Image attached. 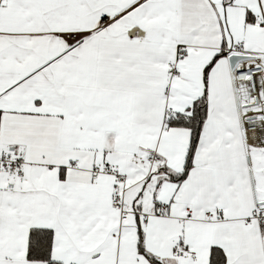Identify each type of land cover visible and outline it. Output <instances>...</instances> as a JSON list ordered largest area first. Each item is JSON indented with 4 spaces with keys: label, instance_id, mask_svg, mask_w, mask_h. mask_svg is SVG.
Here are the masks:
<instances>
[{
    "label": "snow or ice",
    "instance_id": "6c2138e0",
    "mask_svg": "<svg viewBox=\"0 0 264 264\" xmlns=\"http://www.w3.org/2000/svg\"><path fill=\"white\" fill-rule=\"evenodd\" d=\"M0 264H264V0H0Z\"/></svg>",
    "mask_w": 264,
    "mask_h": 264
}]
</instances>
